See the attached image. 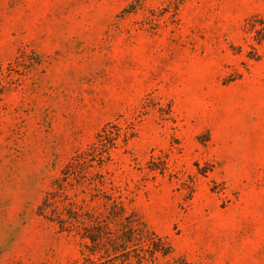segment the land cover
Instances as JSON below:
<instances>
[{"label": "rangeland", "instance_id": "obj_1", "mask_svg": "<svg viewBox=\"0 0 264 264\" xmlns=\"http://www.w3.org/2000/svg\"><path fill=\"white\" fill-rule=\"evenodd\" d=\"M106 220L264 264V0H0V264H85Z\"/></svg>", "mask_w": 264, "mask_h": 264}, {"label": "trees", "instance_id": "obj_2", "mask_svg": "<svg viewBox=\"0 0 264 264\" xmlns=\"http://www.w3.org/2000/svg\"><path fill=\"white\" fill-rule=\"evenodd\" d=\"M76 221L75 219H73ZM106 221H93L91 225L83 227V234L81 238L86 239L89 245H85L86 257L85 264H112L106 261L107 258L113 257L118 260L119 264H143L147 261H153L159 255L166 257L168 251H162L160 246L162 242L156 238L152 233L144 231L145 228H139L127 221L121 226V230L116 234L109 232L106 226ZM67 224V225H66ZM78 224V223H77ZM60 229L67 228L79 229L76 224L68 221H60ZM67 226V227H66ZM137 246H141L142 251L138 254ZM128 248H133L135 255L134 261L130 259V251ZM100 253L101 256L97 258L96 262L91 261L90 256Z\"/></svg>", "mask_w": 264, "mask_h": 264}]
</instances>
